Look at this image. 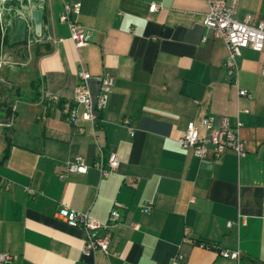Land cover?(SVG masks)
Here are the masks:
<instances>
[{
    "label": "crops",
    "instance_id": "1",
    "mask_svg": "<svg viewBox=\"0 0 264 264\" xmlns=\"http://www.w3.org/2000/svg\"><path fill=\"white\" fill-rule=\"evenodd\" d=\"M75 2L73 18L91 33L82 46L59 19ZM9 9L20 17L6 46L36 43L38 97L13 98L0 120V255L10 256L0 264H264V47L243 48L229 77L224 41L203 26L205 0H18ZM245 16L264 20V0H239L235 18ZM81 70L94 92V76L114 78L94 123L61 111ZM206 116L239 124L243 156L200 158L179 146L187 122ZM110 153L119 164L102 175L94 164ZM76 156L87 171L59 176ZM62 206L105 224L107 253L83 254V230L57 217Z\"/></svg>",
    "mask_w": 264,
    "mask_h": 264
},
{
    "label": "built area",
    "instance_id": "2",
    "mask_svg": "<svg viewBox=\"0 0 264 264\" xmlns=\"http://www.w3.org/2000/svg\"><path fill=\"white\" fill-rule=\"evenodd\" d=\"M207 11L204 15L203 26L210 30L214 37L221 38L227 49L223 60V68L229 77H233L238 68L237 59L241 55L242 49L250 47L255 51H260L264 47V20L250 22L249 16L242 20L235 18L239 0H205ZM79 2L73 4L64 3L63 11L59 19L66 22L69 28L70 38L75 46H82L90 41L91 33L84 28L73 14L79 11ZM158 5L151 3L149 11L153 12ZM264 72V69H262ZM80 81L74 88L73 105H64L61 111L65 119L70 123H75L77 119L90 121L92 123L99 119L102 110L105 108L110 90L114 84V78L110 74H101L94 76L97 84V90L94 92L89 86L91 75L85 70L79 72ZM240 95H247V91L240 89ZM48 100L58 103L60 100L56 95H48ZM128 124V120L123 121ZM81 130V129H80ZM130 133L133 132L129 127ZM178 144L181 148H191L193 154L204 158L207 155L218 157L225 150L233 151L237 156H243L244 141L239 133V124H232L228 116H221L217 122L211 116L203 117L198 122L189 120L186 124L184 133L178 138ZM119 161L114 153H110L106 158L100 156L95 162L102 175H107L115 170ZM88 164L82 156H76L69 162L63 172L85 173ZM150 206L143 207L144 212L150 211ZM57 217L65 223L73 226H79L83 230V254L87 255L98 250L107 253L109 248V237L100 233L105 227L97 219L87 213H79L66 206L60 207L56 212ZM118 218L116 209H112L109 214V220L114 221ZM219 254L224 257L238 259L240 251L222 249ZM9 255L1 254L0 261H7ZM173 264H176L174 262Z\"/></svg>",
    "mask_w": 264,
    "mask_h": 264
},
{
    "label": "rangeland",
    "instance_id": "3",
    "mask_svg": "<svg viewBox=\"0 0 264 264\" xmlns=\"http://www.w3.org/2000/svg\"><path fill=\"white\" fill-rule=\"evenodd\" d=\"M36 43L27 38L24 43L5 46L0 54V101L18 97H31L36 82L32 75ZM17 92V93H18Z\"/></svg>",
    "mask_w": 264,
    "mask_h": 264
},
{
    "label": "trees",
    "instance_id": "4",
    "mask_svg": "<svg viewBox=\"0 0 264 264\" xmlns=\"http://www.w3.org/2000/svg\"><path fill=\"white\" fill-rule=\"evenodd\" d=\"M18 0H0V54L3 50V48L7 45V41H8V37L10 35V30H11V23L10 21L12 20V18H14V23L16 21L17 18H19L20 16H16V12H12L11 9H9V6L12 5H17ZM7 8L9 10H7ZM24 43V42H22ZM31 86L35 88L34 92L32 93L31 97H19V92H15V95L18 96L19 98H23V99H36L38 97V85L36 82H31ZM12 99L8 101L5 100H1L0 101V120H6V118H9L12 114ZM6 154V152H5Z\"/></svg>",
    "mask_w": 264,
    "mask_h": 264
},
{
    "label": "water",
    "instance_id": "5",
    "mask_svg": "<svg viewBox=\"0 0 264 264\" xmlns=\"http://www.w3.org/2000/svg\"><path fill=\"white\" fill-rule=\"evenodd\" d=\"M34 12H35V15L37 16V22H36V27L35 28L37 30H40V22H39V18H38L39 15H40V11L39 10H35Z\"/></svg>",
    "mask_w": 264,
    "mask_h": 264
}]
</instances>
